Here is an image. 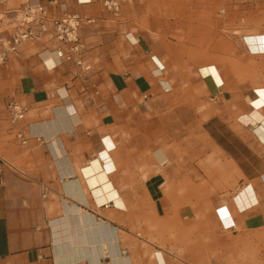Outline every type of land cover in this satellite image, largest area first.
<instances>
[{"label": "crops", "instance_id": "crops-1", "mask_svg": "<svg viewBox=\"0 0 264 264\" xmlns=\"http://www.w3.org/2000/svg\"><path fill=\"white\" fill-rule=\"evenodd\" d=\"M54 1L56 18L93 20L80 32L93 70L83 79L44 37L0 65V264H160L161 251L155 262L136 245L139 222L263 230L264 0H130L118 16L103 0ZM202 14L263 55L237 70L206 65L184 33L204 28ZM15 26L0 16L5 37ZM11 100L27 109V145Z\"/></svg>", "mask_w": 264, "mask_h": 264}, {"label": "rangeland", "instance_id": "rangeland-1", "mask_svg": "<svg viewBox=\"0 0 264 264\" xmlns=\"http://www.w3.org/2000/svg\"><path fill=\"white\" fill-rule=\"evenodd\" d=\"M203 4L210 5L205 2ZM221 8L219 4V9ZM216 19L217 29L210 24V16L202 14L197 20L202 22L204 28L184 32L188 43L195 38L199 39L197 48L201 49L202 56L208 59L206 65L217 64L226 68L229 64L237 70L244 63V55H263L250 49L246 42L248 33L223 28V18L217 16L214 21ZM215 51L219 53V60L210 62L211 53ZM246 64L257 69L263 68L254 60ZM133 232L139 236L135 239L136 245L148 248L152 260L156 251L163 252L167 264H264V229L252 233H233L222 226L213 227L204 220L166 223L155 221L139 222ZM161 252H156L155 258L160 264H165Z\"/></svg>", "mask_w": 264, "mask_h": 264}, {"label": "built area", "instance_id": "built-area-1", "mask_svg": "<svg viewBox=\"0 0 264 264\" xmlns=\"http://www.w3.org/2000/svg\"><path fill=\"white\" fill-rule=\"evenodd\" d=\"M69 3L77 5L90 4L92 0H68ZM130 0H103L104 8L118 16L121 13L123 3ZM8 0H0V16L6 17L9 23L15 24V30L10 37H5L0 32V65H4L12 56L18 53V49L25 41H33L40 38H47L55 41L59 48L55 53L61 63H72L79 69V75L86 79L92 72L93 67L87 62L84 56V44L80 32L85 23L93 22L92 19L79 13L65 14L61 18L54 17L48 7L56 4L54 0L47 5L39 1L29 0L24 7L18 9H7ZM8 120L16 129L15 137L21 145H27L29 138L26 131L21 129L25 121L27 109L11 100L6 107ZM230 226L227 229H232Z\"/></svg>", "mask_w": 264, "mask_h": 264}, {"label": "bare ground", "instance_id": "bare-ground-1", "mask_svg": "<svg viewBox=\"0 0 264 264\" xmlns=\"http://www.w3.org/2000/svg\"><path fill=\"white\" fill-rule=\"evenodd\" d=\"M208 70V69H207ZM208 72V71H207ZM208 73H210V72H208ZM218 78V77H217ZM262 94H263V92H262ZM258 96H262V95H260V93L258 92ZM264 96V95H263ZM257 112V111H256ZM255 115V114H254ZM259 117V116H258ZM109 188V187H108ZM121 200V199H120ZM120 200H119V203H121L120 202ZM100 201V200H99ZM249 202H250V200H249ZM123 203V202H122ZM251 203V202H250ZM225 205V204H224ZM125 208V207H124ZM66 213H68V214H74L71 210H70V207H68V209L66 210ZM227 215V212H226V209H223V211L221 212V216H222V218H224L225 216ZM74 218V217H73ZM70 221V220H69ZM72 222V221H71ZM68 223V222H67ZM67 226H68V224H67ZM70 226V225H69ZM68 226V227H69ZM61 227V226H60ZM68 229V228H67ZM70 229V228H69ZM65 230V229H64ZM62 234V233H61ZM70 235V234H69ZM79 249V248H78ZM96 249V248H95ZM98 249V248H97ZM98 253V252H97ZM108 254V253H107Z\"/></svg>", "mask_w": 264, "mask_h": 264}]
</instances>
